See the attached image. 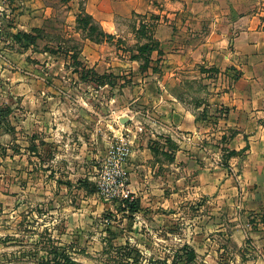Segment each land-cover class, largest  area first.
<instances>
[{"label":"rangeland","instance_id":"obj_1","mask_svg":"<svg viewBox=\"0 0 264 264\" xmlns=\"http://www.w3.org/2000/svg\"><path fill=\"white\" fill-rule=\"evenodd\" d=\"M170 1L0 0V264H184L187 246L195 257L186 264H264V207L130 192L139 147L158 170L179 146L226 158L227 133L216 137L225 112L213 96L231 82L207 70L209 83L177 85L159 63L153 29ZM162 92L183 97L197 131L159 125ZM120 138L133 211L99 188Z\"/></svg>","mask_w":264,"mask_h":264},{"label":"crops","instance_id":"obj_2","mask_svg":"<svg viewBox=\"0 0 264 264\" xmlns=\"http://www.w3.org/2000/svg\"><path fill=\"white\" fill-rule=\"evenodd\" d=\"M164 6L157 10L153 35L165 76L177 85L199 80L206 84L207 70H212L218 72L219 82H231L213 96L225 112L216 137L227 133L222 148L245 151L230 157L227 168L195 145L179 146L165 169L158 170L148 149L139 147L138 170H129L130 178L138 180L130 181V192L141 201L187 195L259 210L264 207V0H174ZM102 24L113 33L111 20ZM201 96L209 104L210 93ZM182 98L159 94L154 101L157 122L179 131H197L200 121ZM205 105L202 102L196 110Z\"/></svg>","mask_w":264,"mask_h":264},{"label":"built area","instance_id":"obj_3","mask_svg":"<svg viewBox=\"0 0 264 264\" xmlns=\"http://www.w3.org/2000/svg\"><path fill=\"white\" fill-rule=\"evenodd\" d=\"M127 154V141L120 138L116 148L113 150V169L110 173L107 172L108 167L106 164L102 169V174L99 177V180L102 179V182H99V188L102 194H104V196L108 200L115 197L131 198L129 196V192L125 188L126 178L122 168L124 159L126 158Z\"/></svg>","mask_w":264,"mask_h":264},{"label":"trees","instance_id":"obj_4","mask_svg":"<svg viewBox=\"0 0 264 264\" xmlns=\"http://www.w3.org/2000/svg\"><path fill=\"white\" fill-rule=\"evenodd\" d=\"M85 25H86V23H85ZM89 30H90V32H92L94 30V28L92 26H89ZM106 36L108 37V35H106ZM16 37H17V40H19L18 38H20V37H24L25 39L33 38L31 35H29L28 33H25V32L17 33ZM154 46L156 48V44L153 45V47L152 46H147V45L144 44L142 49H145L146 51H151L152 49H154ZM98 78L101 79L102 76H98ZM244 151H245V149H242L240 151L226 150L225 162L222 163V165L224 167L228 168V159L230 157H232V156H235V155H241L242 153H244ZM121 202H122L123 207H125L126 209H128L130 211L136 210L138 208V204L133 199H130L129 197L128 198H123L121 200ZM125 208H123V209H125ZM185 256H186V258L184 260V264L188 263L189 261H191L195 257V253H194L193 248L187 246V250L185 252Z\"/></svg>","mask_w":264,"mask_h":264},{"label":"water","instance_id":"obj_5","mask_svg":"<svg viewBox=\"0 0 264 264\" xmlns=\"http://www.w3.org/2000/svg\"><path fill=\"white\" fill-rule=\"evenodd\" d=\"M126 120H127V117H121L120 118V122H123L124 123V122H126Z\"/></svg>","mask_w":264,"mask_h":264}]
</instances>
